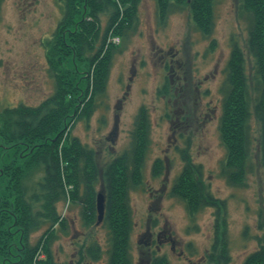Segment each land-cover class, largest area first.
<instances>
[{
  "label": "rangeland",
  "instance_id": "374dc122",
  "mask_svg": "<svg viewBox=\"0 0 264 264\" xmlns=\"http://www.w3.org/2000/svg\"><path fill=\"white\" fill-rule=\"evenodd\" d=\"M111 1L120 4L122 17L104 41L110 12L102 13L98 23L101 39L96 43L104 45L103 57L113 53L105 91L96 96L92 114L78 120L71 131L92 156L89 169L96 177L97 213L90 221L87 205L69 198L75 187L66 186L67 200L59 203L58 209L68 222V233L56 227L59 238L51 247L54 263H111L115 250L111 230L104 222L112 189L116 196L113 204L120 206L119 214L131 229L121 251L128 264H205L207 254L222 251L227 252L223 264H244L264 240L261 124L253 106L247 171L241 183L230 182L223 169L228 150L219 126L224 100L221 89L228 62L236 55L235 45L243 54L249 87L253 82L249 28L240 16V2L215 0L213 19L208 18L213 27L205 28L200 26L202 20L191 0H185L183 10L169 14L164 23L158 14V0H141L137 17L132 6L124 8L120 0ZM62 5V0L3 1L0 113L22 104L39 107L54 95L55 80L50 76L44 45L64 18ZM126 10L134 20L126 16ZM160 10L164 19L165 10ZM117 28H122L125 36L115 34ZM92 75L91 71V84ZM142 107L148 109L149 122L143 113L137 124ZM188 157L204 190L220 202L200 208L194 217L174 191L183 189V182L177 179L188 176L182 175ZM115 167L121 178H112L117 173L112 174ZM31 172L27 175L31 176L29 185L41 176ZM99 205L104 207L102 217ZM44 230L32 234L31 243H37ZM90 248L93 256L87 252ZM45 256L41 253L35 264Z\"/></svg>",
  "mask_w": 264,
  "mask_h": 264
},
{
  "label": "trees",
  "instance_id": "16d2710c",
  "mask_svg": "<svg viewBox=\"0 0 264 264\" xmlns=\"http://www.w3.org/2000/svg\"><path fill=\"white\" fill-rule=\"evenodd\" d=\"M3 1L0 0V10ZM120 1L124 8L132 6L131 9L134 8L136 14L134 17H137L136 7L138 8L141 0ZM214 2L215 0L190 1L195 13L199 15L198 19L202 20L203 24L200 22V26L213 27V22L208 18L213 19ZM238 2L241 6L240 16L248 23V48L254 66L251 70L253 82L249 87L243 54L239 46L235 45L233 50L236 55L228 62L226 80L221 89L224 100L219 124L220 137L228 150L223 169L227 172L228 180L235 183H241L247 171L245 166L250 150L249 120L253 106L261 124L264 150V0ZM62 4L64 18L58 24L54 37L44 45L51 68L50 76L55 80L54 95L39 107L30 108L22 104L0 113V264H35L41 253L46 256L41 258L39 264H55L51 247L59 238L56 227L59 225L64 233H68V222L58 209L59 203L67 200L66 186L72 184L75 187L69 198L76 204L87 205L86 208L90 210L92 219H87V225L94 221L97 213L94 186L96 177L89 169L92 156L87 153V147L73 138L71 131L78 120L92 114L96 96L105 91L110 72L113 53H106L103 57L104 45L99 47L96 44L101 39L99 17L104 12H110L105 41L108 31L118 24L122 12L120 4L111 0H62ZM183 4L185 0H158L160 20L164 23L169 14L183 10ZM160 8L165 10L164 19ZM128 10L126 16H132ZM122 30L117 28L114 33L125 36ZM91 71L93 84L90 80ZM147 112L148 109L142 107L136 118L137 124L143 113L145 121L149 122ZM234 157L237 158L236 162ZM188 160L182 174L187 173L188 176L177 179L178 183L183 182V189L179 190L177 187L174 191L186 203L188 213L194 217L200 208L211 204L215 206L220 202L215 201L204 190L190 157ZM117 170L118 167H115L112 174ZM29 171L41 174L36 183L31 185L27 183L31 177L30 174L27 176ZM116 177L121 178L118 172L112 175V178ZM110 181L108 178V184ZM109 194L104 223L111 230L110 237L115 250L110 264H128V258L121 251L122 246L128 243L127 233L131 229L128 230L126 218L119 214L120 206L113 204L116 196H113L112 189ZM44 228L37 243H31L32 234ZM92 247H96V243ZM93 250L90 248L86 251L93 256ZM80 253L82 260L84 251ZM226 255L227 252L223 251L216 255L207 254L205 264H223L227 262ZM244 264H264V240L260 249L250 255Z\"/></svg>",
  "mask_w": 264,
  "mask_h": 264
},
{
  "label": "water",
  "instance_id": "95a60500",
  "mask_svg": "<svg viewBox=\"0 0 264 264\" xmlns=\"http://www.w3.org/2000/svg\"><path fill=\"white\" fill-rule=\"evenodd\" d=\"M99 207H100V215H101V217H102V214H103V212H104V207H102V205H99ZM100 217V218H101ZM103 218H101V220H102Z\"/></svg>",
  "mask_w": 264,
  "mask_h": 264
},
{
  "label": "flooded vegetation",
  "instance_id": "af4514ba",
  "mask_svg": "<svg viewBox=\"0 0 264 264\" xmlns=\"http://www.w3.org/2000/svg\"><path fill=\"white\" fill-rule=\"evenodd\" d=\"M169 241H172L171 238L169 239Z\"/></svg>",
  "mask_w": 264,
  "mask_h": 264
}]
</instances>
